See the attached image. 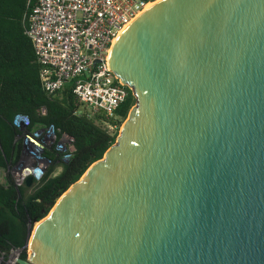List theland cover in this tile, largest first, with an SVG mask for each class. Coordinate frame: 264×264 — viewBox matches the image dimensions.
<instances>
[{
  "label": "water",
  "instance_id": "95a60500",
  "mask_svg": "<svg viewBox=\"0 0 264 264\" xmlns=\"http://www.w3.org/2000/svg\"><path fill=\"white\" fill-rule=\"evenodd\" d=\"M108 65L137 104L17 264H264V0H160Z\"/></svg>",
  "mask_w": 264,
  "mask_h": 264
},
{
  "label": "trees",
  "instance_id": "16d2710c",
  "mask_svg": "<svg viewBox=\"0 0 264 264\" xmlns=\"http://www.w3.org/2000/svg\"><path fill=\"white\" fill-rule=\"evenodd\" d=\"M36 2L0 0V177L5 180L0 182V254L6 258L25 248L29 226L45 219L52 203L104 159L137 104L128 89L127 99L113 119H90L76 100L74 84L56 96L47 94L40 78L41 66L26 34L27 17ZM19 116L28 118V133L54 128L58 140L68 135L75 141L76 151L69 162L62 160L55 147L46 148L44 156L51 166L44 178L30 187H17L12 175L22 152L19 138L23 133L15 126ZM20 258L27 260V253Z\"/></svg>",
  "mask_w": 264,
  "mask_h": 264
},
{
  "label": "built area",
  "instance_id": "2783aa9c",
  "mask_svg": "<svg viewBox=\"0 0 264 264\" xmlns=\"http://www.w3.org/2000/svg\"><path fill=\"white\" fill-rule=\"evenodd\" d=\"M157 2L37 0L27 17L26 34L41 66L40 78L47 94L56 96L67 85L74 84L76 100L85 109L83 114L90 119H113L126 101L129 88L110 70L111 49L122 32ZM42 112L46 114V110ZM29 124L23 116L15 120V126L23 133L21 158L12 170L17 187L25 185L30 177L34 181L44 178L51 166L44 156L46 143H54L64 162H69L76 151L72 137L64 135L58 140L55 129L28 133ZM22 253L13 252L8 258L0 254V264H17Z\"/></svg>",
  "mask_w": 264,
  "mask_h": 264
},
{
  "label": "rangeland",
  "instance_id": "374dc122",
  "mask_svg": "<svg viewBox=\"0 0 264 264\" xmlns=\"http://www.w3.org/2000/svg\"><path fill=\"white\" fill-rule=\"evenodd\" d=\"M81 110H82V111H85V109H83V108H81ZM127 120H128V119H127ZM124 124H125V123H124ZM124 124H123V126H124ZM123 126H122V128H121V130H120V134H121V132H122ZM111 130H114V129H111ZM45 146H46V147H50V148H51V147H53V146H54V143L50 141V143H46V145H45ZM4 181H5V180H4V178H3V177H1V178H0V182H2V183H3ZM10 260H14V258H11V257H10Z\"/></svg>",
  "mask_w": 264,
  "mask_h": 264
},
{
  "label": "crops",
  "instance_id": "0c3cea01",
  "mask_svg": "<svg viewBox=\"0 0 264 264\" xmlns=\"http://www.w3.org/2000/svg\"><path fill=\"white\" fill-rule=\"evenodd\" d=\"M51 129H52V128H51ZM38 130H39V131H36V133H41V131H42V130H45V129H38ZM34 132H35V131H34ZM19 139H20V138H19ZM20 140H21V139H20ZM22 151H23V140H22ZM21 154H22V152H21ZM20 158H21V156H20ZM19 161H20V159H19ZM19 161H18V162H19ZM17 164H18V163H17ZM17 164H16V165H17ZM60 172H61V170H60L58 173H60ZM2 177H3V176H2ZM0 178H1V177H0ZM3 178H4V177H3Z\"/></svg>",
  "mask_w": 264,
  "mask_h": 264
},
{
  "label": "bare ground",
  "instance_id": "6f19581e",
  "mask_svg": "<svg viewBox=\"0 0 264 264\" xmlns=\"http://www.w3.org/2000/svg\"><path fill=\"white\" fill-rule=\"evenodd\" d=\"M158 1H159V0H158ZM153 6H154V4L148 6V7H147V10L150 9L151 7H153ZM116 42H117V40L115 41L114 45L116 44ZM111 50H112V49H111ZM110 53H111V52H110Z\"/></svg>",
  "mask_w": 264,
  "mask_h": 264
},
{
  "label": "flooded vegetation",
  "instance_id": "af4514ba",
  "mask_svg": "<svg viewBox=\"0 0 264 264\" xmlns=\"http://www.w3.org/2000/svg\"><path fill=\"white\" fill-rule=\"evenodd\" d=\"M27 257H28V255H27Z\"/></svg>",
  "mask_w": 264,
  "mask_h": 264
}]
</instances>
